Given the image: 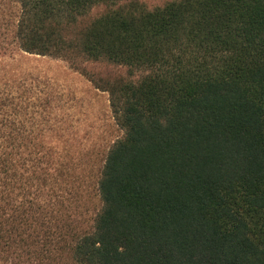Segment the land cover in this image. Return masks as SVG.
<instances>
[{
    "label": "trees",
    "instance_id": "1",
    "mask_svg": "<svg viewBox=\"0 0 264 264\" xmlns=\"http://www.w3.org/2000/svg\"><path fill=\"white\" fill-rule=\"evenodd\" d=\"M121 1L0 4V58L66 62L122 132L78 224L51 101L0 72V264H264V0Z\"/></svg>",
    "mask_w": 264,
    "mask_h": 264
},
{
    "label": "rangeland",
    "instance_id": "2",
    "mask_svg": "<svg viewBox=\"0 0 264 264\" xmlns=\"http://www.w3.org/2000/svg\"><path fill=\"white\" fill-rule=\"evenodd\" d=\"M167 1L123 0L118 4L138 3L153 9ZM11 2L0 0V4L10 3L6 7L7 12H13ZM102 10L103 7H96L88 17L93 18ZM87 68L98 73V77L114 78L127 74L125 68L109 64L88 65ZM0 72L6 73L11 80L21 82L26 90L40 92L44 99L51 101V121L59 127L58 133L51 138L58 142L61 155L71 160L69 167L72 172L80 177L76 184V188L81 186L82 191V197L77 202L82 212L78 224H84L99 204L93 196V183L103 157L111 143L122 137L111 116L108 94L96 90L85 77L60 59L14 54L0 58Z\"/></svg>",
    "mask_w": 264,
    "mask_h": 264
}]
</instances>
